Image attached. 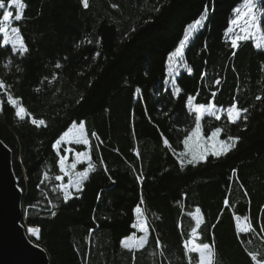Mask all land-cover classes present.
<instances>
[{
  "label": "trees",
  "instance_id": "trees-1",
  "mask_svg": "<svg viewBox=\"0 0 264 264\" xmlns=\"http://www.w3.org/2000/svg\"><path fill=\"white\" fill-rule=\"evenodd\" d=\"M241 1L88 0L85 8L81 0H24L18 26L29 52L12 56L10 45L0 47V81L31 115L18 118L0 90V140L12 151L23 224L39 229L31 238L49 264H189L183 243L193 228L196 244L212 245V264H253L248 252L264 258V47L250 40L233 54L224 34ZM201 15L204 24L186 45V67L176 77L182 91L174 97L163 91L167 56ZM212 92L217 106L226 109L235 99L247 108V120L232 124L226 114L220 120L206 115L203 131L220 127L219 139H240L226 156L181 168L177 155L195 124L185 101L191 95L193 104H207ZM80 121L95 171L65 203L52 144ZM138 204L150 235L143 248L125 249L121 239L138 233L130 227ZM234 214L247 216L256 232L238 236ZM190 255L198 264L197 253Z\"/></svg>",
  "mask_w": 264,
  "mask_h": 264
},
{
  "label": "snow or ice",
  "instance_id": "snow-or-ice-1",
  "mask_svg": "<svg viewBox=\"0 0 264 264\" xmlns=\"http://www.w3.org/2000/svg\"><path fill=\"white\" fill-rule=\"evenodd\" d=\"M82 5L87 8L88 0H81ZM244 8L246 11H242L239 6L233 7L232 12L235 14V18L229 21V27L225 30V36L230 39L231 48L235 50L240 46L242 42L254 41V47L261 49L264 47V26L261 24L260 20V11L264 10V0H243ZM27 5L24 3V0H0V34H3V39L0 40V47L10 45L11 55L23 57L29 52V48L24 40V37L21 32V28L18 26V22L24 19V10ZM116 7V5H113ZM159 11V9H157ZM205 11H207V6H205ZM205 21V16L201 15L200 18L196 19L194 22L189 23L183 33V38L179 40L177 46L174 50L170 51L167 56L166 61V73L163 78V91L168 92L172 91V95L178 96L182 91L177 87L176 77L180 74L181 70L186 67L184 64L185 58V48L189 44L190 39L196 34L200 28L203 26ZM91 43V41H89ZM100 55L99 52L94 54L93 58H96ZM61 64L58 62L56 68H60ZM19 70V69H18ZM188 74L192 73V69L187 67ZM202 73V77H203ZM55 78V75L54 77ZM216 84L220 83V80L215 81ZM8 85L3 81H0V90H4L7 94V103L13 106L16 109L15 115L24 119L25 115H31L27 110L19 104L18 99H14L10 93H7ZM137 94L141 93V89L137 87L135 89ZM216 93L212 92L211 96L213 99H209L207 104H193V97L189 95L185 101V107L188 111V114L191 116L194 114L195 124L191 130L183 137L182 144L184 146L183 152H180L177 155V161L180 164L181 168L185 166H197L201 163H206L209 157L221 158L226 156L232 149L236 147L239 137L228 136L226 140L218 139L219 134L222 132V128L216 127L213 129L207 137L203 135L202 129V120L206 115L215 117L216 120H220L222 115L226 114L227 121L235 124L241 117L246 121L247 116L244 115L247 113V108H240L238 102L234 99L233 102L223 108L217 106L214 103V97ZM260 95L256 96V100H261ZM0 110H2V102H0ZM145 115L148 116L149 120H152V117L148 115L147 108L145 107ZM165 115H167L165 113ZM31 124L35 126H45V121L43 119L31 118ZM75 125V122H74ZM85 122L80 121L78 127L69 129L61 134L55 142L52 144V148L57 152L59 157L58 167L59 170L68 177L67 183H60L58 185L59 191L62 193L63 201L67 203L70 199L75 198L74 193L82 191L85 181L89 178V174L95 171V165L91 162L90 157V140L85 131ZM72 135L71 139L66 140L65 138ZM97 140H99L98 135L93 132L91 134ZM163 138V136H162ZM212 142L211 148H209V142ZM163 143L165 146H168L169 142L167 138H163ZM62 144H67L69 147L64 149V155H60L59 146ZM84 145L88 148L87 151H76L71 145ZM201 145H203L201 147ZM73 154V160L70 164H66L69 154ZM174 154H176L174 152ZM137 157L139 153L137 152ZM82 158H87V167L83 171H76L78 164L85 163V160ZM101 164H104L103 159L101 158ZM105 171L107 168L105 166ZM235 171V169L233 170ZM64 176L57 175L55 177L56 181H63ZM138 181H142V176H137ZM57 189L54 188L53 191ZM99 199V194H98ZM143 198L141 197L140 204H143ZM51 205V201H49ZM136 205L133 208V214L137 217V221L133 223L130 227L138 229L143 235H140L138 238L135 233L130 234L127 237L121 239V245L125 249H141L143 248L149 238L150 232L147 227V218L144 215V212L140 206ZM229 204L228 197L224 199V205L227 207ZM52 207H55L52 205ZM196 213H200V209L196 208ZM52 216L56 215L55 211L51 212ZM191 215V214H190ZM234 219L237 221L236 230L237 235L244 233H255L256 229L248 221V217H244V222L240 223V217L234 214ZM201 220L199 217H196V224L199 226ZM179 226V225H178ZM27 233L30 237L38 236L39 229L37 227L29 226L27 228ZM90 232L94 230H89ZM260 231L264 232V224H261ZM199 239L197 235V228L191 230V238L184 241L183 247L185 249V255L188 256L189 264H191V253L198 254V264H212L213 251L212 245L209 243L196 244L194 241ZM192 245L189 247V245ZM157 245L161 250L163 255V245L157 238ZM248 256L253 261V264H264V258L258 259L257 253L248 252Z\"/></svg>",
  "mask_w": 264,
  "mask_h": 264
},
{
  "label": "water",
  "instance_id": "water-1",
  "mask_svg": "<svg viewBox=\"0 0 264 264\" xmlns=\"http://www.w3.org/2000/svg\"><path fill=\"white\" fill-rule=\"evenodd\" d=\"M23 193L12 169V151L0 140V264H49L23 224Z\"/></svg>",
  "mask_w": 264,
  "mask_h": 264
},
{
  "label": "rangeland",
  "instance_id": "rangeland-1",
  "mask_svg": "<svg viewBox=\"0 0 264 264\" xmlns=\"http://www.w3.org/2000/svg\"><path fill=\"white\" fill-rule=\"evenodd\" d=\"M239 7L241 8V10L242 11H246V9L244 8V3H243V0L241 1V3H240V5H239ZM260 20H261V24H262V26H264V10H261L260 11ZM235 18V14H234V17H233V19ZM3 35V34H2ZM210 116V115H209ZM78 127V125L77 124H75L74 125V123L73 124H71L70 126H69V128L67 129V130H69V129H73V133L75 132V128H77ZM66 130V131H67ZM213 130V129H212ZM212 130H209V131H207L206 133L203 131V135L205 136V137H207L208 136V134L212 131ZM72 138V135H70L69 137H67V138H65L66 140H68V139H71ZM218 139H219V137H218ZM62 146V148L63 149H65L66 147H69V145H67V144H62L61 145ZM76 146H79L78 147V149L76 148ZM203 145H201V147H202ZM209 148H211V146H212V142L210 141L209 142ZM71 147L72 148H74L76 151H87L88 150V148H86L84 145H71ZM184 147V146H183ZM82 159H84L85 160V163H83V164H78L77 165V168H76V171H83L86 167H87V158H82ZM72 160H73V154H69L68 155V159H67V161H66V164H70L71 162H72ZM83 166V165H85L86 167L85 168H80L79 166ZM62 176H64V174H62ZM65 178H66V181H60V183H67V181H68V177L67 176H64ZM240 217V216H239ZM241 219H240V223H243L244 222V218L243 217H240ZM137 221V217L135 218V222ZM134 222V223H135ZM236 223H237V221H236ZM137 231H138V233L136 234V237L138 238L140 235H143V233L142 232H140L138 229H136ZM37 237V236H36ZM55 238H57V235L56 234H53V239H55ZM192 245L190 244L189 245V247H191ZM197 256H198V254H197Z\"/></svg>",
  "mask_w": 264,
  "mask_h": 264
}]
</instances>
